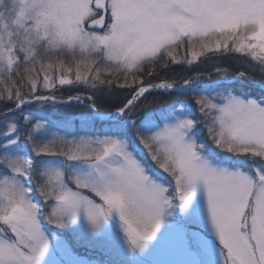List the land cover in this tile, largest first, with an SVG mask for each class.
<instances>
[{
  "label": "snow or ice",
  "instance_id": "6c2138e0",
  "mask_svg": "<svg viewBox=\"0 0 264 264\" xmlns=\"http://www.w3.org/2000/svg\"><path fill=\"white\" fill-rule=\"evenodd\" d=\"M0 86V264H264V0H0Z\"/></svg>",
  "mask_w": 264,
  "mask_h": 264
},
{
  "label": "trees",
  "instance_id": "16d2710c",
  "mask_svg": "<svg viewBox=\"0 0 264 264\" xmlns=\"http://www.w3.org/2000/svg\"><path fill=\"white\" fill-rule=\"evenodd\" d=\"M217 58H219L225 65V67L223 69H227V67H229V71H237L239 69H244L247 70L249 68H251V72L253 73V75L258 72V69H253V65L249 62V59L244 58V56H241L238 53H229L226 55H222V56H214L211 57L210 60H206L203 61L201 63H197L191 67H185V66H173L171 68V71L173 74H177V73H182L184 76H194L197 75V73H200L202 75H207L208 73L212 72V68L213 64L215 63V61L217 60ZM227 63V66L226 64ZM254 77H256L257 79H260V76L258 75H254ZM0 90H2V86H0ZM105 96V99H109V98H114V97H109L107 93L103 94ZM187 99V97H183V96H178V95H164L163 93L160 92H154L152 94V96L149 97V100H153L155 99L156 103H155V107H162L167 105L168 103H170L173 100L176 99ZM100 103H104V101H98V104ZM105 106H107L105 104ZM67 107H72L73 106H63V105H57V106H53L54 109H61V108H67ZM79 108H82L80 106H78ZM77 107V108H78ZM0 110H4L3 106L0 105ZM64 112H68V110H63Z\"/></svg>",
  "mask_w": 264,
  "mask_h": 264
},
{
  "label": "rangeland",
  "instance_id": "374dc122",
  "mask_svg": "<svg viewBox=\"0 0 264 264\" xmlns=\"http://www.w3.org/2000/svg\"><path fill=\"white\" fill-rule=\"evenodd\" d=\"M240 55L244 56L243 54H240ZM244 58H247V57L244 56ZM214 64L216 65V67H219V68H222V69L225 67L224 63L219 58H217V60L215 61ZM225 64L227 66V63H225ZM211 68L213 69L211 73H214V68L213 67H211ZM227 69H229V67H227ZM239 71L248 72V75L252 76V77H254V75H257V76L259 75V71L256 72L253 75V73L251 72V68H249L247 70L239 69ZM229 72H232V71H229ZM197 74H200V73H197ZM182 76H184L183 72L182 73L173 74L172 71L170 70L168 72V74L165 76V78L168 79V80H172L173 78L179 79ZM254 78H256V77H254ZM76 94L88 95L90 93H86L83 86H75V87L65 86L64 88L60 89L59 92H58V95L61 96L62 98H65V99L68 96L76 95ZM69 106H73L74 108H72V107L61 108V109H57V112H56V109H54L53 107H50V108L45 109V111L52 113V115L55 116L56 118L71 117L74 113H80V112L86 111V109H84V108H79L78 105H69ZM98 106H99V104H98ZM65 109L68 110V112H64L63 110H65ZM0 111H3V110H0ZM78 122L79 121H77V123Z\"/></svg>",
  "mask_w": 264,
  "mask_h": 264
}]
</instances>
